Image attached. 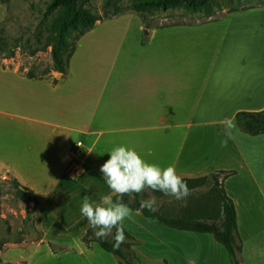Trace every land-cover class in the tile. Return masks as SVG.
Returning a JSON list of instances; mask_svg holds the SVG:
<instances>
[{"label":"crops","instance_id":"obj_1","mask_svg":"<svg viewBox=\"0 0 264 264\" xmlns=\"http://www.w3.org/2000/svg\"><path fill=\"white\" fill-rule=\"evenodd\" d=\"M230 29L207 72H198L197 60L185 51L196 37L189 25L149 28L141 56L125 60L122 73L30 77L15 58H0V176L36 193L43 239L82 234L84 196L93 203L113 196L99 169L117 146L172 166L181 177L235 171L223 184L242 234L247 216L264 206V134L242 132L235 116L264 109V78L255 79V59L236 48ZM226 118L236 125L230 138ZM73 160L84 169L79 178L70 172ZM134 238V250L140 242L166 246L156 236Z\"/></svg>","mask_w":264,"mask_h":264},{"label":"rangeland","instance_id":"obj_2","mask_svg":"<svg viewBox=\"0 0 264 264\" xmlns=\"http://www.w3.org/2000/svg\"><path fill=\"white\" fill-rule=\"evenodd\" d=\"M49 1L0 0V34L5 38L0 58H15L20 63V71L28 76L57 73L53 70L50 47L31 52L37 48L35 34L48 32L61 13V9L48 11ZM105 1L91 0L89 4L102 20L77 41L68 68L71 75L122 73L125 60L141 56V44L148 40L146 29L149 28L132 10L131 0H117L120 13L111 17L104 13ZM248 6L253 8L240 10ZM232 9L239 11L230 13ZM144 14L153 24L151 28L180 25L196 28V37L185 51L197 60L198 72L208 71V65L221 46L225 28L230 26L229 36L235 39L236 48H245L247 57L255 59V79L264 78V0H218L211 3L209 9L199 12L148 9ZM74 36L75 32L70 41ZM36 97L40 96L36 94ZM13 179L10 175L0 176V264H120L114 254L104 251L97 243L88 248L81 241V231L64 238L43 239L39 207L20 193ZM54 179L55 176L50 178ZM210 186L199 187L182 200L169 196L158 198L150 192L149 197L154 196L159 207H165L166 211L180 210L203 195ZM261 205L247 216L242 234L239 232L242 241L239 264H264V206ZM132 214L131 220L124 221V227L137 239L156 236L166 242L163 250L156 243V247H151L140 242L135 252L141 264H230L227 250L212 235L211 239H201L170 229L144 217L138 210H132Z\"/></svg>","mask_w":264,"mask_h":264},{"label":"trees","instance_id":"obj_3","mask_svg":"<svg viewBox=\"0 0 264 264\" xmlns=\"http://www.w3.org/2000/svg\"><path fill=\"white\" fill-rule=\"evenodd\" d=\"M215 1L218 0H131V7L135 13L140 15L144 26L151 28L153 24L144 14L148 9H180L187 12H199L209 9L211 3ZM90 3L91 0H50L47 5L48 11L61 9V13L48 32L39 31L35 34L37 48L31 52L34 53L50 47L53 70L58 73L65 75L68 72L77 41L91 31L98 21L102 20L101 15L91 10ZM104 8L106 17L120 13L117 0H106ZM249 8L253 7L248 6L240 10ZM236 11L239 9H232L230 13ZM73 32H75V36L73 41H70ZM4 40V36L0 34V49ZM29 76L33 77L32 75ZM235 117L242 132L253 136L264 134V109L260 111H238ZM234 173L235 171H222L201 177H182L191 194L199 187L207 184H211V186L203 195L180 210H173L172 208L170 211H166L163 206L158 207L156 212H150L147 209L141 210L140 200L147 199L149 192L158 198L167 197L163 193L153 192L151 189L135 195L132 199L124 196L122 200L131 210H136L139 206L138 211L144 217L156 220L169 228L212 234L215 240L227 250L230 264H239L238 255L242 251V241L238 231L236 205L227 194L223 184L224 180ZM13 183L21 194L27 196L30 202L35 205L39 204V199L33 190L22 185L16 179H13ZM112 199L115 201L116 197L113 195ZM81 226L84 228L81 241L88 248L93 243H97L104 251L114 254L119 259L120 264H141L133 248L136 239L125 227L126 240L117 249L113 247L111 236L104 240L97 239L93 230L88 226L86 218L81 222Z\"/></svg>","mask_w":264,"mask_h":264},{"label":"clouds","instance_id":"obj_4","mask_svg":"<svg viewBox=\"0 0 264 264\" xmlns=\"http://www.w3.org/2000/svg\"><path fill=\"white\" fill-rule=\"evenodd\" d=\"M223 123L225 135L230 138L231 130L236 127L235 122L226 118ZM222 144L226 146L227 140L222 141ZM107 153L110 158L99 170L116 200L113 201L112 196H107L102 198L101 202L93 203L88 196H84L80 213L87 219L88 226L97 239L104 240L111 236L113 247L118 249L126 240L124 221L133 218L131 208L122 200L124 196L132 199L135 195L151 189L153 192L158 191L176 200H182L191 193L172 166L161 167L149 163L136 150L127 146H117ZM158 207L154 196L140 200L141 210L156 212Z\"/></svg>","mask_w":264,"mask_h":264},{"label":"built area","instance_id":"obj_5","mask_svg":"<svg viewBox=\"0 0 264 264\" xmlns=\"http://www.w3.org/2000/svg\"><path fill=\"white\" fill-rule=\"evenodd\" d=\"M82 146V142L78 141L76 142L70 149L72 155H76L79 148ZM70 172H72L75 176H80L84 173V169L80 164L77 163V161H72V165L70 166Z\"/></svg>","mask_w":264,"mask_h":264},{"label":"water","instance_id":"obj_6","mask_svg":"<svg viewBox=\"0 0 264 264\" xmlns=\"http://www.w3.org/2000/svg\"><path fill=\"white\" fill-rule=\"evenodd\" d=\"M146 31L148 32V29H146ZM136 210H139V206H137V209Z\"/></svg>","mask_w":264,"mask_h":264}]
</instances>
